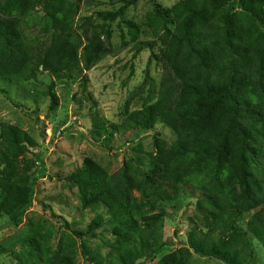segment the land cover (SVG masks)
I'll return each mask as SVG.
<instances>
[{"label": "rangeland", "instance_id": "1", "mask_svg": "<svg viewBox=\"0 0 264 264\" xmlns=\"http://www.w3.org/2000/svg\"><path fill=\"white\" fill-rule=\"evenodd\" d=\"M187 2L0 0V26L8 27L0 48L13 44L24 55L20 71L0 79V148L11 152L6 125L33 140L1 167L0 264H107L116 255L125 242L115 225L83 238L74 233L96 217L90 203L98 198L67 180L87 159L120 200L134 204L132 216H156L158 243H173L138 264H172L180 248L186 264H228L192 248L210 236L249 254L244 264H264V243L254 234L264 206V24L242 6L264 21V0H231L233 10L192 0L199 16ZM186 22L191 46L183 37ZM223 84L233 85L241 115L227 95L224 113L210 121L208 88ZM188 85L206 98L185 94ZM151 106L159 112L151 128L127 123ZM233 114L238 125L223 133ZM185 141L221 151L202 162ZM22 176L36 178L33 202L15 225L4 207Z\"/></svg>", "mask_w": 264, "mask_h": 264}, {"label": "trees", "instance_id": "2", "mask_svg": "<svg viewBox=\"0 0 264 264\" xmlns=\"http://www.w3.org/2000/svg\"><path fill=\"white\" fill-rule=\"evenodd\" d=\"M188 4L186 9H188L193 16H199L200 13L196 5H190L192 0H187ZM241 4V2H239ZM210 4L214 6H231L234 9V3L231 0H210ZM248 5L251 2H247ZM250 16L255 20H259L264 24L261 16L256 13L251 6L242 4ZM233 18L234 14H230L226 17V29L227 42L232 45V30H233ZM184 41L191 46V26L190 22L185 23ZM8 27L5 25L0 26V34H7ZM177 39V37H176ZM181 39H178V43H182ZM71 51V50H69ZM24 59L23 51L20 47L15 45H10V50L5 47L0 48V79L1 76L5 74H16L20 71V66L22 60ZM58 65H66L63 59L57 60ZM185 94H195L196 101H200L205 97V92L200 89H195L194 86L188 85L185 90ZM207 95H210V101L204 102L206 105V113L210 116V121L213 120L215 115L224 113V110H220L223 103V99L227 95L232 99V103L236 104L237 111L236 115L240 113L241 108L239 107V98L233 93V85L228 86L226 84L215 86L210 85L207 91ZM53 105H56V97L53 96ZM183 101V100H182ZM181 101V102H182ZM185 101V100H184ZM181 102L179 105H181ZM210 105V106H209ZM226 114H231L232 110L229 109L225 111ZM159 114L158 111L151 106L147 110L139 111L127 119L128 124H135L142 126L144 128H151L156 116ZM169 117L170 114H167ZM232 121L225 122L221 125V130L223 133H230L236 128L240 121L239 116L231 117ZM9 147L11 152H7L0 148V175L3 173L1 167L3 163H8L9 166L12 162V152L18 151L21 148L27 147V145L33 146V140L28 135L27 132L22 131L16 126L6 125L5 127ZM188 150L195 152L198 155V160L202 162H208L215 157H217L221 149L217 146L208 147L203 145L201 142H190L185 141ZM38 159L41 162L42 175L45 174L44 160L38 155ZM36 178H30L27 176H22L20 181L22 182V187L17 188V192L13 198L5 203L4 211L10 216V222L17 225L23 221V213L28 209V207L33 202L34 184ZM67 180L69 182L75 183L79 188L87 194H92L98 200H93L90 203V207L96 211V217L93 218L92 222L83 230H74V233L79 237L92 236L95 231L101 225L113 224L118 227L117 238L123 240L125 243L108 261L107 264H138L139 261L153 259L159 252L163 250H169L173 247V243L161 242L158 243L156 239V232L153 229V219L156 216H143L136 217L131 215V209L135 208L134 204H129L126 201L120 200L112 188L109 185V181L106 175L102 172L100 168L94 165V163L87 159L81 167H78L74 172H72ZM90 194V195H91ZM100 194L102 197L99 199ZM94 197V198H95ZM254 207V206H253ZM100 208L105 210L100 212ZM250 209V206H249ZM252 209V208H251ZM261 212H264V206L262 210L258 211V216L256 217L257 226L254 229V234L258 239L264 243V216H261ZM106 214V215H105ZM231 221V216L227 219L220 220L222 226H227ZM192 248L194 251L200 255L210 256L220 259L228 264H244L249 257L246 256L239 249H233L228 247L223 240H217L214 237L198 240L193 243ZM183 249L180 248L171 254L172 264H186L188 261V254L185 252L183 255ZM180 255L179 259L177 256ZM98 264H102L101 261Z\"/></svg>", "mask_w": 264, "mask_h": 264}]
</instances>
